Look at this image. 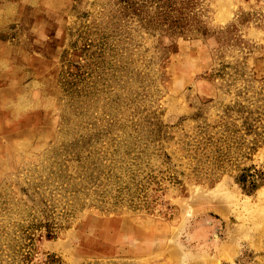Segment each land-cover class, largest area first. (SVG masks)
<instances>
[{
    "label": "rangeland",
    "instance_id": "1",
    "mask_svg": "<svg viewBox=\"0 0 264 264\" xmlns=\"http://www.w3.org/2000/svg\"><path fill=\"white\" fill-rule=\"evenodd\" d=\"M0 264H264V0H0Z\"/></svg>",
    "mask_w": 264,
    "mask_h": 264
}]
</instances>
